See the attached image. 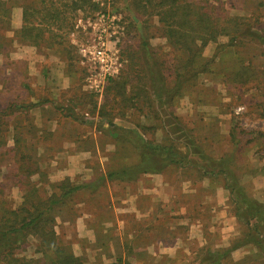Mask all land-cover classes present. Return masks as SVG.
I'll use <instances>...</instances> for the list:
<instances>
[{
  "label": "rangeland",
  "instance_id": "1",
  "mask_svg": "<svg viewBox=\"0 0 264 264\" xmlns=\"http://www.w3.org/2000/svg\"><path fill=\"white\" fill-rule=\"evenodd\" d=\"M92 1L94 9L67 11V19L33 45L16 35L20 5L29 0H0V111L8 108L0 115L1 204L18 206L32 187L39 197L59 193L55 185L66 178L97 180L48 214L58 243L85 264H208L220 255L219 264H264V221L254 230L252 220L235 215L218 166L225 161L244 193L264 203V0ZM178 4L191 6L181 32L194 55L178 49L159 22ZM203 12L215 17L200 21ZM101 13L116 18L105 48L119 68L96 92L87 82L94 61L80 50L95 43L92 28ZM210 28L219 33L199 47ZM155 69L164 73L160 102L150 90ZM147 143L172 146L181 165L122 181L99 179L137 163ZM83 214L106 222L95 241L76 231ZM44 230L14 245L17 264H51ZM160 240L159 256L145 253L144 246Z\"/></svg>",
  "mask_w": 264,
  "mask_h": 264
},
{
  "label": "trees",
  "instance_id": "2",
  "mask_svg": "<svg viewBox=\"0 0 264 264\" xmlns=\"http://www.w3.org/2000/svg\"><path fill=\"white\" fill-rule=\"evenodd\" d=\"M177 1L178 0H160L159 4L162 6H169ZM95 6L96 4L92 0H29L28 3H22V5H20L21 24L16 31V35L27 43L33 45L39 44L38 42L44 38L45 34L50 32V26L54 24L59 25L60 22L67 19V11L74 13L78 9L81 10L84 7L94 9ZM190 12L191 6L189 4H178L174 8H169L168 13H165V15L159 19V22L162 21V23L166 25L167 37L178 49L181 50V48H185L194 55V51L186 40L188 34H182L181 32L183 30L182 28L186 26L188 22L187 17ZM198 16L200 21L206 20L208 22L215 17L213 15L210 17L206 12L200 13ZM57 28L61 29V26H57ZM217 33H219L217 30L210 28L208 31L201 34L198 38L199 47L203 46L207 41L212 40L213 37L215 38ZM47 35L50 36V34ZM149 72L152 74L149 76V79H152L150 90L155 96V99L160 102L162 97H165L160 82L161 79L163 80L161 75H164V73H160L157 69ZM190 76L191 74L184 75L182 79L186 80ZM110 81L111 78L108 79L105 87L107 85L109 86ZM179 86L180 83L177 81L175 88ZM12 105L15 109L21 110H27L30 107L29 105L24 106V104ZM7 109L0 111V115L3 116ZM139 154L140 160L137 163L108 170L105 172V175L101 176L99 179L102 180V178H105L108 181L133 179L140 173L161 172L164 167L169 164L178 163L181 165L183 161L180 154L176 152L172 146L164 144L151 146L149 143L142 144ZM224 164L225 161L223 160L218 163V166L221 167L219 172L224 175L226 188L229 190L232 203L235 205V215L239 219L245 220L247 224L252 220V228L255 230V228L260 226L259 223L264 221V203H259L247 196L238 185L233 172L224 168ZM209 172L211 173V169ZM204 173L207 172L204 171ZM97 183V180L95 182L80 184L72 183L66 178L55 185V187L60 190L59 193L53 192L47 197H39L36 195L37 188L32 187L22 196L20 204L16 207L9 208L2 205V202H0V264L2 258L5 257L7 259L6 263L17 264L20 262L21 260L13 253V250L16 248L14 245L23 243L25 237L28 235L41 232L43 227L49 229L42 231V235L46 236L48 246L54 254V259L52 258V260H50L51 264H83L82 259L76 256L68 246H63V244L58 243L55 232L52 230L53 220L48 214L52 212L53 205L65 200V198L73 192L81 188L96 187ZM50 226H52V228H50ZM257 244L259 246L262 245L263 242L257 241ZM259 251L261 252V257L264 262V250H262L263 252L261 250ZM221 257L222 255L217 256L215 260L208 264H219ZM117 262L116 260L113 264H117Z\"/></svg>",
  "mask_w": 264,
  "mask_h": 264
},
{
  "label": "built area",
  "instance_id": "3",
  "mask_svg": "<svg viewBox=\"0 0 264 264\" xmlns=\"http://www.w3.org/2000/svg\"><path fill=\"white\" fill-rule=\"evenodd\" d=\"M114 16H105L103 13L99 14L96 22L93 25L97 27L94 31L93 40L95 43L90 47H82L80 52L85 57L86 54L90 55L88 58L93 59L95 66H93V73L87 77L89 87L96 91L101 92L106 85L108 79L117 73L119 63L117 62L114 53H110L105 48L106 38L116 34L117 25ZM111 27L112 31L108 32L107 28Z\"/></svg>",
  "mask_w": 264,
  "mask_h": 264
},
{
  "label": "crops",
  "instance_id": "4",
  "mask_svg": "<svg viewBox=\"0 0 264 264\" xmlns=\"http://www.w3.org/2000/svg\"><path fill=\"white\" fill-rule=\"evenodd\" d=\"M59 77V76H58ZM31 108V107H30ZM29 110H31V109H29ZM147 198H149L150 199V196H146ZM135 199V198H134ZM133 198H130V200L132 201V204H133V206H135V204H134V202H135V200H134ZM145 214L147 215V218L148 219H150V218H156V212L154 211V212H151V211H146L145 212ZM157 215H159V213H157ZM88 214H83L82 216H80V222H79V225H76V231H77V233L78 234H80L82 237L84 236L86 239H87V241H95L94 239H93V236H94V234L96 235V234H98V231H99V229H101V226H102V228L104 227H106L105 225H106V222H104V223H102V221H96V222H90V221H88ZM100 217L102 218V219H104V220H108L107 218H106V216H105V213L104 212H102L101 214H100ZM140 217V216H139ZM108 222V221H107ZM109 222H110V220H109ZM109 222H108V225H111V222H110V224H109ZM122 222V221H121ZM122 228L124 227V224H123V222H122ZM117 226V225H116ZM96 228V229H95ZM121 228V226H120V228L119 229H122ZM145 228H147V227H144L142 230L144 231L145 230ZM148 230V229H147ZM147 230H145V231H147ZM142 231V232H143ZM137 232V231H136ZM118 234H119V232H118ZM130 245H131V248L133 247V243H129ZM165 244L163 243V241H158V242H155V243H153V244H147L146 246H144L145 247V253H146V251L147 252H149V253H151L154 257H156V255L157 256H159L162 252H159L158 250H160V248L162 247V246H164ZM96 250H100V248H101V246L100 245H98V244H96L95 245V247H94ZM130 248V249H131ZM163 248V247H162ZM165 249V248H164ZM163 251H165V250H163ZM74 254H75V252H73ZM76 255V254H75ZM118 262H119V259H116ZM116 260H115V262H116ZM93 261H95V260H93ZM82 262H83V264H85V262L82 260ZM113 263H114V261H113ZM95 264V263H94Z\"/></svg>",
  "mask_w": 264,
  "mask_h": 264
}]
</instances>
